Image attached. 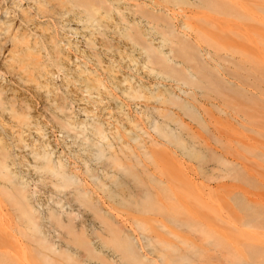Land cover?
<instances>
[{
  "label": "rangeland",
  "instance_id": "obj_1",
  "mask_svg": "<svg viewBox=\"0 0 264 264\" xmlns=\"http://www.w3.org/2000/svg\"><path fill=\"white\" fill-rule=\"evenodd\" d=\"M95 1L89 12L73 0H0V167L26 181L28 199L42 215L61 201L91 223L92 212L74 195L76 185H56L62 179L45 167L43 143H50L55 161L93 170L82 182L116 218L134 222L138 236L160 233L163 222L184 233L185 226L173 221H184L183 215L171 205L198 207L202 191L206 222L233 209L245 215L236 195L264 213V107L236 86L264 88L263 68H253L251 57L264 54V0ZM162 34L168 66L152 63L143 51L158 46ZM196 50L210 62V79L199 86L186 80L184 88L194 92L184 93L180 71H197L190 56ZM222 76L225 82L218 81ZM25 102L32 107L31 125L20 115ZM65 104L71 111L61 108ZM66 113L77 119L98 114L108 138L91 126L63 128ZM155 121L177 137L157 134ZM116 154L120 166L110 164ZM150 175L166 180L169 191ZM11 176L0 172L3 203L2 190L14 185ZM146 201L173 216L152 220L144 213ZM2 208L7 218L15 216ZM233 223L264 231L259 224L251 230Z\"/></svg>",
  "mask_w": 264,
  "mask_h": 264
},
{
  "label": "bare ground",
  "instance_id": "obj_2",
  "mask_svg": "<svg viewBox=\"0 0 264 264\" xmlns=\"http://www.w3.org/2000/svg\"><path fill=\"white\" fill-rule=\"evenodd\" d=\"M73 1L89 12L96 8L95 0ZM157 17L165 19L161 15ZM260 38L264 42L263 37ZM166 41L167 38L162 34L158 46H153L150 43L148 47H143L146 57L152 63L166 66L171 63L172 59L169 54L161 49ZM52 42L57 49L59 43L53 36ZM170 52L176 51L171 47ZM190 56L198 63V69L195 72L192 67L187 66L185 70L180 71L184 80H178V87L184 93L194 92L191 87L184 88V85L187 84L186 80L191 79L193 83L197 82L199 86L205 78L210 79V73L207 72L210 62L198 50ZM251 57H254L252 58L253 68L262 67L264 71V54L262 56L255 54ZM170 67L174 70L173 66L170 65ZM214 68L221 74L218 67ZM39 69L45 70L42 61ZM218 81L225 82V78L222 76ZM236 86L251 101L258 105L262 104L264 107V88L259 86L260 91L254 92L242 84L237 83ZM250 92L252 93L251 96L248 95ZM170 101L184 102L180 101L178 97H171ZM187 104H185L186 107L191 108ZM61 108L71 111L67 104ZM31 110L30 104L25 102L20 112L23 122L29 125L34 121ZM71 113H66V117L62 121L63 128L81 127L84 129L86 126H91L96 133L108 138L104 129L107 125L101 116L93 114L89 119H77ZM154 129L160 136L177 137L175 132H168V129L159 121H155ZM54 152L50 143H43L41 156L45 162V167L52 169L62 179L59 180V183H55L56 185H76L74 195L82 205L92 212L91 223H88L87 219L82 218L80 214L65 209L61 201H57L59 208H52L47 215H42L28 199L26 181L23 178L22 180L14 178L15 175L7 166L0 167V172L5 175H12L14 184L11 190H2L7 203L0 200V231H3L4 235V237L2 234L0 235V264H207L205 257L211 259L209 264H264V231L256 233L254 230V233L233 223L237 222L240 225L248 226L252 228L251 230L259 224V227L264 229L263 211L254 209L249 201L248 204L245 199L239 198L241 195H236V199L238 198L240 208L245 211V215H239L236 209H233L225 217L220 212L218 221L206 222L202 211L205 192L202 191L200 198L196 199L199 203L198 207L182 206L178 202L171 205L178 216L183 215V218L182 216L179 217L185 222L180 221L179 223L175 219L173 221L178 225L185 226V229L183 228L184 233L162 221L160 233L155 231L151 234L138 236L134 222L129 221L131 225H128L116 218L111 211L103 206L92 189L87 188L82 182V175L86 172L95 174L93 170L88 166L87 170L83 171L80 165L73 164L71 166L60 158L55 161ZM103 152L104 149L100 148L99 154H103ZM109 159L111 165H121V160L117 154L110 156ZM151 180L159 189L169 191L168 183L163 178L153 176ZM142 186H145V182ZM187 192L191 193V191ZM109 194L111 197L114 196L112 191H109ZM154 194L159 196L158 191ZM210 196L212 197V195ZM176 199V201L181 202L178 197ZM145 203L147 207L144 213L154 216L151 217L154 221H159L163 216L162 213L166 217L169 216V220L173 216L174 211L165 212L162 207L151 201ZM3 204L9 212L11 209L15 210V216L12 215L7 218L8 212H3ZM219 209V207H215L214 214H217ZM3 225L12 231L6 232Z\"/></svg>",
  "mask_w": 264,
  "mask_h": 264
}]
</instances>
